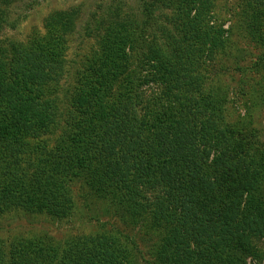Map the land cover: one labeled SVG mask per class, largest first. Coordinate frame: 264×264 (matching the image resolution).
<instances>
[{
    "label": "trees",
    "instance_id": "16d2710c",
    "mask_svg": "<svg viewBox=\"0 0 264 264\" xmlns=\"http://www.w3.org/2000/svg\"><path fill=\"white\" fill-rule=\"evenodd\" d=\"M17 1L0 0V217L69 219L80 187L160 234L156 264H264V130L249 115L230 124L216 0H152L143 22L112 20L77 71V12L52 15L39 42L4 40ZM240 25L264 47V0H246ZM257 67L264 109V56ZM135 251L116 232L0 238V264H138Z\"/></svg>",
    "mask_w": 264,
    "mask_h": 264
},
{
    "label": "rangeland",
    "instance_id": "374dc122",
    "mask_svg": "<svg viewBox=\"0 0 264 264\" xmlns=\"http://www.w3.org/2000/svg\"><path fill=\"white\" fill-rule=\"evenodd\" d=\"M151 3L152 0H19L7 7L8 25H5L2 36L4 40L9 38L20 42L38 38L39 42L45 36V27L52 15L75 11L76 22L69 38L67 54L72 71H77L95 47L94 30L100 31L120 17L143 22L146 19L143 11ZM245 6L246 0H216L212 12L213 24L225 31L228 49L226 55L219 56L214 66L218 70L219 84L230 93V124L249 115L250 129L262 131L263 70L257 66L262 64L264 47L253 42L240 25ZM164 18L158 11L148 34L155 31L159 35L157 30ZM60 132L61 129L57 128L47 137L50 146L54 145ZM75 191V210L71 218L56 221L45 216L7 215L0 217V238L13 240L47 236L64 242L80 236L116 232L123 235L130 247L136 250L138 264H156L161 237L147 222L125 224L87 190L77 187ZM259 246L264 253V241Z\"/></svg>",
    "mask_w": 264,
    "mask_h": 264
}]
</instances>
